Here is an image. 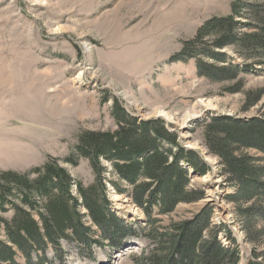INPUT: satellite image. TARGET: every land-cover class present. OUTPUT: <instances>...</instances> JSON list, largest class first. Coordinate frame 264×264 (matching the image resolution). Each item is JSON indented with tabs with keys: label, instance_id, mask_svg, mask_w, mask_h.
Segmentation results:
<instances>
[{
	"label": "rangeland",
	"instance_id": "rangeland-1",
	"mask_svg": "<svg viewBox=\"0 0 264 264\" xmlns=\"http://www.w3.org/2000/svg\"><path fill=\"white\" fill-rule=\"evenodd\" d=\"M234 1L0 0V177L31 173L56 160L75 180L91 185L94 174L89 162L80 159L75 167L66 159L83 133L117 129L112 114L116 100L138 121L165 123L210 167L206 177L193 180L204 186L205 199L161 216L158 226L191 220L211 207L212 223L225 226L227 236L240 248V264H249L254 252L264 254V217H246L241 211L254 207L264 215V198L242 206L228 199L236 190L223 187L228 176L221 175V158L209 154L202 126L210 117L264 120V52L251 53L253 64L260 67L247 75L245 91L224 97L218 95L223 85L197 77L194 61H173L207 20L229 16ZM222 51L234 64L243 63L234 47ZM248 90L262 91V97L244 111ZM248 156L253 166L264 167L261 152L250 149ZM36 177L30 175L31 180ZM108 178L112 179L111 170ZM107 192L109 207L120 219L147 225L131 197L118 194L109 182ZM20 196L16 192L12 200L24 206ZM6 210L0 213L10 220L14 212ZM81 213L96 232L87 212L81 209ZM225 238L223 242L229 243ZM132 241L138 243L132 250L116 251L105 241L89 253L76 241L62 240L61 260L53 249L47 255L49 264H138L150 243L146 237ZM17 264L25 260L19 257Z\"/></svg>",
	"mask_w": 264,
	"mask_h": 264
},
{
	"label": "trees",
	"instance_id": "trees-1",
	"mask_svg": "<svg viewBox=\"0 0 264 264\" xmlns=\"http://www.w3.org/2000/svg\"><path fill=\"white\" fill-rule=\"evenodd\" d=\"M228 47L238 51L241 65L234 64L222 51ZM255 50L264 52V0L259 4L236 0L229 16L207 20L173 61H194L197 77L223 85L218 95L224 97L245 91L247 75L260 67L253 64L251 53ZM245 96L247 111L261 99L262 91L248 90ZM112 114L115 131L83 133L75 152L66 159L75 167L80 159L89 162L94 174L91 185L85 187L75 180L56 160L24 175H1L0 211L6 213L9 207L14 215L8 220L0 213V264H17L19 257L25 264H49V249L61 260L58 251L63 250L62 240L76 241L91 253L94 246L102 247L105 241L122 251L131 240L141 237H146L150 245L143 249L138 264H240V248L227 236L225 226L212 223L211 207L191 220L158 226L161 216L205 199L204 186L196 185L192 177L203 178L210 173L199 153L186 149L162 121H138L116 100ZM202 126L209 154L221 158V175L228 176L223 187L236 190L228 199L242 206L264 198V167L253 166V158L248 156L250 149L264 155V120L210 117ZM31 174L37 177L31 180ZM108 182L142 210L147 218L145 227L120 219L110 209ZM16 192L24 206L13 202ZM81 209L87 212L96 232L84 221ZM241 211L246 217H264L254 207ZM252 233L249 229L251 237ZM222 236L234 246L225 244ZM263 257L254 252L249 264H264Z\"/></svg>",
	"mask_w": 264,
	"mask_h": 264
},
{
	"label": "water",
	"instance_id": "water-1",
	"mask_svg": "<svg viewBox=\"0 0 264 264\" xmlns=\"http://www.w3.org/2000/svg\"><path fill=\"white\" fill-rule=\"evenodd\" d=\"M193 178H195V175L192 176ZM136 246H138V243L133 241L126 250H132L133 248H135Z\"/></svg>",
	"mask_w": 264,
	"mask_h": 264
},
{
	"label": "bare ground",
	"instance_id": "bare-ground-1",
	"mask_svg": "<svg viewBox=\"0 0 264 264\" xmlns=\"http://www.w3.org/2000/svg\"><path fill=\"white\" fill-rule=\"evenodd\" d=\"M208 202V201H207ZM153 233V232H152Z\"/></svg>",
	"mask_w": 264,
	"mask_h": 264
}]
</instances>
